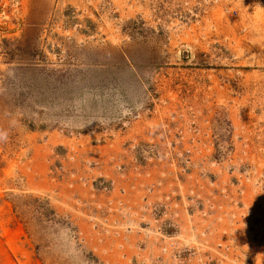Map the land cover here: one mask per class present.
I'll list each match as a JSON object with an SVG mask.
<instances>
[{
    "label": "rangeland",
    "instance_id": "obj_1",
    "mask_svg": "<svg viewBox=\"0 0 264 264\" xmlns=\"http://www.w3.org/2000/svg\"><path fill=\"white\" fill-rule=\"evenodd\" d=\"M262 2L0 0V264H264Z\"/></svg>",
    "mask_w": 264,
    "mask_h": 264
},
{
    "label": "built area",
    "instance_id": "obj_2",
    "mask_svg": "<svg viewBox=\"0 0 264 264\" xmlns=\"http://www.w3.org/2000/svg\"><path fill=\"white\" fill-rule=\"evenodd\" d=\"M234 0H206L207 5L212 3V4H220L223 5V8L225 10V13H230V11L228 10V7L230 6V4L233 2ZM226 4V5H224ZM262 8L264 9V3L262 2ZM236 13V12H235Z\"/></svg>",
    "mask_w": 264,
    "mask_h": 264
},
{
    "label": "crops",
    "instance_id": "obj_3",
    "mask_svg": "<svg viewBox=\"0 0 264 264\" xmlns=\"http://www.w3.org/2000/svg\"><path fill=\"white\" fill-rule=\"evenodd\" d=\"M194 202H196V201H194ZM200 204H202V203H200Z\"/></svg>",
    "mask_w": 264,
    "mask_h": 264
}]
</instances>
